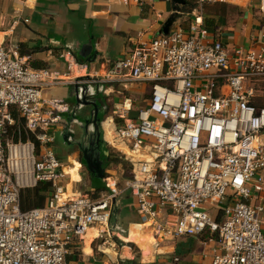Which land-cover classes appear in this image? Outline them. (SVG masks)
I'll return each mask as SVG.
<instances>
[{
    "label": "built area",
    "instance_id": "built-area-1",
    "mask_svg": "<svg viewBox=\"0 0 264 264\" xmlns=\"http://www.w3.org/2000/svg\"><path fill=\"white\" fill-rule=\"evenodd\" d=\"M193 1L199 14L187 32L131 42L98 80L76 82L149 85L134 119L118 116L117 123L111 117V141L105 139V119L101 122L103 140L130 163L124 190L143 225L172 239L215 235L218 248L210 264H264V208L252 203L264 188V106L253 104L254 83L264 80V35L254 49L229 51L202 24V7L212 0ZM122 2L142 6L141 0ZM260 3L264 12V0ZM3 44L0 264H71L70 248L91 230L98 251L110 260L109 252L119 247L110 221L120 190L104 179L106 191L97 196L70 192L68 175L50 147L70 106L43 92L66 79L57 71L31 68L30 57ZM73 65L82 67L68 62V71ZM10 108L20 120L16 142H4L15 125ZM38 183L50 185L43 206L22 211L21 190Z\"/></svg>",
    "mask_w": 264,
    "mask_h": 264
},
{
    "label": "crops",
    "instance_id": "crops-1",
    "mask_svg": "<svg viewBox=\"0 0 264 264\" xmlns=\"http://www.w3.org/2000/svg\"><path fill=\"white\" fill-rule=\"evenodd\" d=\"M3 1L5 4L2 9L6 10L9 3ZM141 1L142 6L134 3L125 5L122 0H22L13 5V10H8L9 15H13L11 23L16 18L21 19L20 22L13 28H10V23L7 29L0 30V42L7 41V46L11 43L20 55L30 57L28 64L31 68L57 71L66 79L60 85L44 90L43 97L63 99L70 106L69 111L61 115V124L56 128L54 142L50 145L68 175L70 192L82 193L77 187L82 183L79 173L91 183L94 180L93 175L82 168L80 154L74 144L81 133L77 120L87 118H83L82 111H74V87L89 84L77 83L76 80L82 77H96L98 80L114 61L130 50L131 42H150L176 29L187 32L198 13L193 0ZM260 2L212 0L202 7V24L210 37L220 41L229 51L236 48L254 49L261 44L264 35V12L260 9ZM0 24L3 27L2 22ZM21 24L29 25V34L14 37ZM68 62L82 67L73 65L68 71ZM90 85L95 87L98 84ZM101 87V96L107 104L110 102L109 108L112 110L111 116H106L103 121L106 133L113 131L111 117L117 123L122 122L118 116L125 120L134 119L137 110L145 105L149 97L147 83H127L122 86L106 84ZM110 126L112 128L109 130ZM260 141L264 144V134ZM74 155L78 157L76 163L73 161ZM117 189L120 192L115 198L110 221L119 245L112 252L114 257L109 254L108 260L98 252L94 240L96 230H91L83 243L70 248L67 261L71 264H114L119 260H135L136 264H210L213 251L218 248L215 235L207 232L199 237L174 239L156 236L142 224L129 192L124 188ZM103 192L91 189L84 193L97 196ZM252 203L264 208V188ZM211 212L216 215L217 211ZM262 221L264 234V216ZM90 233L92 237L88 238ZM130 244L134 245V249Z\"/></svg>",
    "mask_w": 264,
    "mask_h": 264
},
{
    "label": "rangeland",
    "instance_id": "rangeland-1",
    "mask_svg": "<svg viewBox=\"0 0 264 264\" xmlns=\"http://www.w3.org/2000/svg\"><path fill=\"white\" fill-rule=\"evenodd\" d=\"M7 1L9 3V5L7 7L8 9L3 10L2 8H4L3 5L5 4V2L3 0H0V23L2 22V26H3V27H1V24H0V30L7 29L9 27V24L12 21L13 15H9L8 10H11V9L13 10V8H12L13 5H15L17 3L19 4L22 0H7ZM28 29H29V25L25 26V25L21 24L18 27V29L15 31L14 37H17L18 34L20 36H26L27 34H29V30ZM3 47L4 48L7 47V41L4 42ZM254 85H255V94H254L255 98L253 99V104L255 106H264V80L257 81L256 83H254ZM86 87L88 88L89 92H91L89 90L91 88L98 89V91H99L101 85L98 84V85H96L94 87V86H92L90 84H87ZM102 94H103V92H101L99 95H102ZM108 104H107L108 108L111 107L110 106V102ZM111 111L112 110L109 108L108 113H107V117L111 116V115H109L110 113L112 114ZM102 120H103V117L100 119V123H99L100 124L101 133H102V128H101ZM111 128L112 127L110 126L109 130ZM101 136H103V134H101ZM10 138H11V134L9 133V129H7V134L5 135V139H10ZM113 151L115 153L114 158H118V157L122 156L120 153L116 152L115 150H113ZM73 161L75 163L78 162V157L76 155L73 156ZM123 161L125 163H121V164H118V165H114L113 164L107 170V173H108L107 176L108 177H105V179L109 180L111 185H115L119 189H123L124 188L125 182L128 179L129 174H130V163L127 162L126 160H124V158H123ZM82 165H84V164H82ZM83 168L85 169V166H83ZM90 171L94 172V176H95L94 180L92 181V183L89 182L82 173H79L81 175V178H82V183L77 186V187H79V190H81L82 193L88 192L91 189L103 190L104 191L105 184H104V181L102 180V178L104 177V174H105L104 160L102 159V164H101V161L99 163L96 162L92 167H90ZM97 175L101 176V178L97 177ZM77 187H76V189H77Z\"/></svg>",
    "mask_w": 264,
    "mask_h": 264
},
{
    "label": "water",
    "instance_id": "water-1",
    "mask_svg": "<svg viewBox=\"0 0 264 264\" xmlns=\"http://www.w3.org/2000/svg\"><path fill=\"white\" fill-rule=\"evenodd\" d=\"M164 32L165 34L167 33L166 30ZM89 90L91 92L88 91V88L86 86L79 87V85H75L74 87V95H75L74 111L75 112L80 111V108H81L80 100L81 99L85 100L86 97L99 96V94L103 92L102 87H100L99 91L98 89H95V88H91ZM84 105H90L92 107V111H91L89 119H85L83 121L77 120V123L79 124V128L81 129V136L79 140L74 141V144L78 147V150L81 153L82 163L87 168V170L93 175V177H95L94 172L90 171V167H92L96 162L99 163L101 161V164H102L101 149L99 147L100 140H101L100 136L102 133L99 127L100 122H98L97 120L99 109H98V105L95 100L91 102H85ZM93 129L95 130V133H96L94 139L91 138ZM87 131H90L89 136L87 134ZM98 175L97 177L101 178V176H98Z\"/></svg>",
    "mask_w": 264,
    "mask_h": 264
},
{
    "label": "trees",
    "instance_id": "trees-1",
    "mask_svg": "<svg viewBox=\"0 0 264 264\" xmlns=\"http://www.w3.org/2000/svg\"><path fill=\"white\" fill-rule=\"evenodd\" d=\"M194 7H196L195 4H194ZM108 110L109 109H104V114L102 116L103 118H105L107 116ZM10 111L12 113L14 120H15V125L9 126L8 129H9V133L11 134V138L13 139L14 142H16L18 140V134H17V131H18L17 126L18 125L17 124H20L19 123L20 120H18L17 113H16L14 108H10ZM105 128H106V126H105ZM104 135H106V131H104ZM26 139H27V136L22 133V140L25 141ZM105 139H106V137H105ZM5 141H6V139L4 138V142ZM100 142H101V145H100L101 156H102V159L104 160V169H105L104 178H105V177H108L107 176L108 175L107 170L113 164L118 165V164L125 163V162L123 161L122 156L118 157V158H114L115 153H114L113 149L106 144V142L103 140V138H101ZM35 145H36V147H38L37 143ZM76 150H78V147ZM71 152L72 151H70L69 153H71ZM80 164L81 165L83 164L81 157H80ZM82 166H84V165H82ZM49 189H50V185L48 183H38L33 188L22 189L21 193H20V208H21V210L26 211V210L31 209V208L43 206L45 199L48 195ZM104 191H106V188L104 189ZM130 247L132 249H134L133 244H130ZM118 264H136V262H135V260H131V261L130 260H119Z\"/></svg>",
    "mask_w": 264,
    "mask_h": 264
},
{
    "label": "flooded vegetation",
    "instance_id": "flooded-vegetation-1",
    "mask_svg": "<svg viewBox=\"0 0 264 264\" xmlns=\"http://www.w3.org/2000/svg\"><path fill=\"white\" fill-rule=\"evenodd\" d=\"M86 94V93H85ZM86 97V96H85ZM93 100H95L96 101V103H97V105H98V115H97V120H98V122H100V119L102 118V116H103V114H104V109H107L108 107H107V103L105 102V100H104V98L100 95V96H95V97H86V99L85 100H83V99H81L80 100V111H82V115L84 116L83 118H86V119H89L90 118V114H91V111H92V107L90 106V105H84V103L85 102H91V101H93ZM104 119V118H103ZM100 127V126H99ZM104 130V129H103ZM81 131V130H80ZM87 134H88V136H89V134H90V131H87ZM95 130L93 129L92 130V136H91V138H93L94 139V137H95ZM80 136H81V133L79 134V136L77 137V139L76 140H79V138H80ZM90 138V137H89ZM101 138H103V136H100V139ZM76 140H74V141H76ZM100 145H101V142H100ZM100 145H99V147H100ZM101 149V148H100ZM78 152H79V150H78ZM79 154H80V157H81V160H82V156H81V153L79 152ZM82 168H83V166H82ZM85 169L87 170V168L85 167Z\"/></svg>",
    "mask_w": 264,
    "mask_h": 264
},
{
    "label": "bare ground",
    "instance_id": "bare-ground-1",
    "mask_svg": "<svg viewBox=\"0 0 264 264\" xmlns=\"http://www.w3.org/2000/svg\"><path fill=\"white\" fill-rule=\"evenodd\" d=\"M102 126H103V124H102ZM112 132H113V131H111V132H109V133H107V134L105 135L107 141H111V138H112ZM65 173H66V172H65ZM91 235H92V234L90 233V234L88 235V238H91V237H92ZM109 254H110L112 257H114V254H113V253H110V252H109Z\"/></svg>",
    "mask_w": 264,
    "mask_h": 264
}]
</instances>
